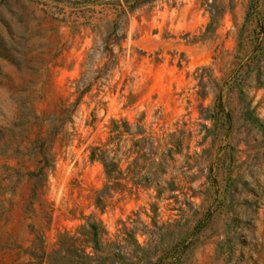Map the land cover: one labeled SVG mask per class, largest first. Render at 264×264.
<instances>
[{
	"label": "rangeland",
	"instance_id": "obj_1",
	"mask_svg": "<svg viewBox=\"0 0 264 264\" xmlns=\"http://www.w3.org/2000/svg\"><path fill=\"white\" fill-rule=\"evenodd\" d=\"M112 120L176 154L96 205ZM90 218L104 264H264V0H0V264Z\"/></svg>",
	"mask_w": 264,
	"mask_h": 264
},
{
	"label": "trees",
	"instance_id": "obj_2",
	"mask_svg": "<svg viewBox=\"0 0 264 264\" xmlns=\"http://www.w3.org/2000/svg\"><path fill=\"white\" fill-rule=\"evenodd\" d=\"M134 1L138 2L139 0ZM128 143H131L132 146L127 149ZM175 145L172 136L167 143H164L163 138H155L142 126L131 125L126 120H112L106 142L100 147L92 148L90 153L91 160L102 166L105 178V185L102 190L97 192L95 204L102 205V199L107 192L119 193L123 191L125 184L122 182H127L129 178L133 177L134 185L147 180L145 177L134 178L135 176L130 171V165L125 171L122 170L123 162H128L134 156L132 162L136 164L139 160L149 157L150 162L162 168L166 162L173 161L176 154L174 152ZM162 171L160 169L152 175L157 177L163 173ZM40 173L39 170L36 175ZM154 185L158 187L159 182H154ZM159 191L157 188V193ZM88 220L75 235L70 236L66 232L60 234L50 253L45 254L40 249L39 254H33L32 257L36 260L35 264H104L96 253L100 250V242L105 232L99 222L91 221V218Z\"/></svg>",
	"mask_w": 264,
	"mask_h": 264
}]
</instances>
